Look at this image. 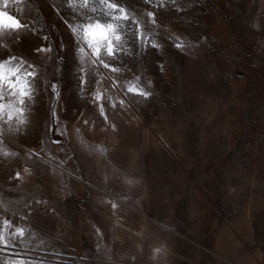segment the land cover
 <instances>
[{"label":"rangeland","instance_id":"374dc122","mask_svg":"<svg viewBox=\"0 0 264 264\" xmlns=\"http://www.w3.org/2000/svg\"><path fill=\"white\" fill-rule=\"evenodd\" d=\"M113 2L105 67L100 0H0L42 26L0 29L38 93L0 99V264H264V0Z\"/></svg>","mask_w":264,"mask_h":264},{"label":"snow or ice","instance_id":"6c2138e0","mask_svg":"<svg viewBox=\"0 0 264 264\" xmlns=\"http://www.w3.org/2000/svg\"><path fill=\"white\" fill-rule=\"evenodd\" d=\"M84 2L87 4V0H84ZM100 3L105 6L102 17L97 18L94 21L89 20V22L84 24L82 27L84 29L87 46L93 50V56L96 57L101 64H104L105 67H111V65L106 63L103 57H115L117 55L119 51L118 42L121 40L120 30L123 27H127V22L131 20V17L127 14L123 7H121L116 2H113V0H100ZM95 11L96 9H93V12ZM148 15L153 16L154 14L150 12ZM0 18H5L0 19V29H7L12 32H17L24 27L18 19L6 12L0 11ZM105 18H109L111 21H114V23H105ZM133 23H135V21H133ZM69 29L72 34H79L76 27L69 25ZM113 36L115 37L114 39ZM135 38L138 41H143L145 39L139 30V26H137ZM43 39L46 40L47 38L44 37ZM151 46L153 48L159 47V45L155 43ZM64 47L65 46L61 44V48ZM177 47H180V45H177ZM46 50H50V48L45 49L43 46H41V48L37 49L36 51ZM80 51H83V48H81ZM20 59L22 60L23 58ZM15 60V57H6L4 60H0V99L4 98L3 89L6 86L9 95L14 97L18 102L19 107L16 109V111L23 115L25 112L29 111L31 107H34L35 98L38 94L34 84L36 73L28 71L25 72L23 74V78H21V76L18 74L19 69L17 68L16 70L9 69L6 76L5 65L10 64ZM85 83V78H79L80 85ZM56 87L57 85L53 83L52 91L54 94H56ZM129 91L139 92V94L144 97H148L150 95L149 92L136 88L129 89ZM121 103H123V101H121ZM2 109L3 105L0 104V110ZM101 115H104V113L102 112ZM105 119H107L106 115ZM16 175L19 177L20 174L17 173ZM5 223H7V221H5ZM17 233L23 235L20 229H17ZM21 264H23V262H21Z\"/></svg>","mask_w":264,"mask_h":264},{"label":"crops","instance_id":"0c3cea01","mask_svg":"<svg viewBox=\"0 0 264 264\" xmlns=\"http://www.w3.org/2000/svg\"><path fill=\"white\" fill-rule=\"evenodd\" d=\"M24 22V23H23ZM22 25L24 26L22 29L26 30V33H36V32H40L42 28V26H40L38 24V22H36L35 19H33L32 16H30L29 13H26V21H23ZM26 22V24H25Z\"/></svg>","mask_w":264,"mask_h":264},{"label":"built area","instance_id":"2783aa9c","mask_svg":"<svg viewBox=\"0 0 264 264\" xmlns=\"http://www.w3.org/2000/svg\"><path fill=\"white\" fill-rule=\"evenodd\" d=\"M84 95H85V93H84L83 91L78 92V96H79L80 98H83Z\"/></svg>","mask_w":264,"mask_h":264}]
</instances>
